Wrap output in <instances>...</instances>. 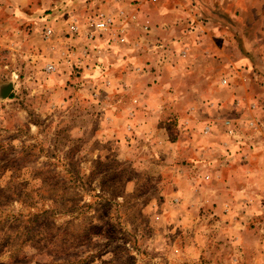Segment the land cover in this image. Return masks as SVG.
<instances>
[{"label": "rangeland", "instance_id": "rangeland-1", "mask_svg": "<svg viewBox=\"0 0 264 264\" xmlns=\"http://www.w3.org/2000/svg\"><path fill=\"white\" fill-rule=\"evenodd\" d=\"M259 18L264 0H0V264H264V153L226 174L239 188L219 172L264 135L261 44L235 25Z\"/></svg>", "mask_w": 264, "mask_h": 264}, {"label": "crops", "instance_id": "crops-1", "mask_svg": "<svg viewBox=\"0 0 264 264\" xmlns=\"http://www.w3.org/2000/svg\"><path fill=\"white\" fill-rule=\"evenodd\" d=\"M220 5L221 6H224L222 3H220ZM235 25H237V27L239 29V32L241 31L240 32V36L243 38L242 40L244 42H247L248 43L249 42V37H251L252 40H255V42H257L258 44H261L260 47H259V50L260 51H259V53H257V57L263 59L264 58V40H263L264 37H261V36H262V33L264 32V19H260L259 18V19H256V20H253V21H250V22H247V21H236L235 22ZM247 31L250 32V33L247 34ZM258 38H260V39H258ZM52 44H54V43H52ZM257 86H259L261 88L264 87V85H261L260 83H257ZM239 136H240V138H239V141L238 142H240L241 145H236V146L239 147V148H241V150H239V153H238V156L241 158V164H240L239 168H231V169L225 167V165H221L220 166V171L219 172H221L220 182H222V186L224 185V183H227L228 182V180L224 178L226 176V174H227V177H228L229 181H231V179L233 178L232 173L234 171H236L238 173H240V172L243 173L245 171V169H246L245 167H247V166L244 164V162L246 161V158L250 154H252L250 152L255 153L254 154V157L256 158V160H258L257 162L261 161V155H262V153H264V135H244V133H242V135H238V137ZM226 138L228 139V135H227ZM247 144L248 145L249 144H252L253 145L252 148L248 147ZM247 152L249 154H246ZM242 155H245V158H242L241 157ZM210 164L211 163H208L207 162V164H205V165L206 166H209ZM210 166H211V168H209L210 169L209 175L211 176V179L209 180V183H208V181L206 182L207 183L206 186H211L212 184H214L212 181H215V180H213V172H216V171H212L213 170V165H210ZM206 170H208V168H206ZM206 170H205V172H206ZM190 176H191V179L194 182L193 183L190 180V182H191V184H190L191 185V188H192V190L193 189L196 190L201 185V184H199V182H200L199 175L195 171L192 174H190ZM224 186H234V188L236 189V188L241 187L242 185L241 184H238V182L233 183V184H230L228 182ZM193 195L195 197L198 196V194L195 193V192H194ZM197 199L198 198H196L194 200L197 201ZM220 202H222V201H220V200L217 201L214 198H212V197L210 198L209 197L208 198V203H206V204H208L209 206L211 205L210 208H212V206L214 204H219ZM235 220L237 221L238 220V217H235ZM235 226H237V224ZM223 227H224L223 228V231L225 232V235H227V236H231V234H234L235 237L241 238V235L244 232V231H242L240 229H231V224L230 223L227 224V229H226L225 226H223ZM237 240H241V239H237ZM226 242H227V240H226ZM235 242L241 243V241H235ZM235 246H237V244ZM193 247L195 249H197L198 246L195 245V243H193ZM228 247H230V245H228ZM231 250L233 251L234 248L231 249Z\"/></svg>", "mask_w": 264, "mask_h": 264}, {"label": "built area", "instance_id": "built-area-1", "mask_svg": "<svg viewBox=\"0 0 264 264\" xmlns=\"http://www.w3.org/2000/svg\"><path fill=\"white\" fill-rule=\"evenodd\" d=\"M112 22L111 17H104L103 15H96L95 18L92 19L91 24L92 28L96 30H101L107 28V26Z\"/></svg>", "mask_w": 264, "mask_h": 264}, {"label": "water", "instance_id": "water-1", "mask_svg": "<svg viewBox=\"0 0 264 264\" xmlns=\"http://www.w3.org/2000/svg\"><path fill=\"white\" fill-rule=\"evenodd\" d=\"M11 88H12V83L9 82L5 84L1 89V95L6 96L10 92Z\"/></svg>", "mask_w": 264, "mask_h": 264}]
</instances>
